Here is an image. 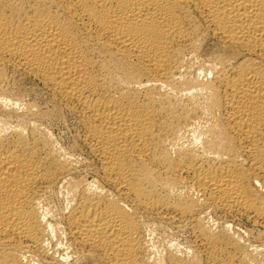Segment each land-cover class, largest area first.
I'll return each instance as SVG.
<instances>
[{
    "label": "bare ground",
    "instance_id": "bare-ground-1",
    "mask_svg": "<svg viewBox=\"0 0 264 264\" xmlns=\"http://www.w3.org/2000/svg\"><path fill=\"white\" fill-rule=\"evenodd\" d=\"M10 69L55 108L1 96ZM51 115L74 120L89 179ZM70 258L264 264V0H0V264Z\"/></svg>",
    "mask_w": 264,
    "mask_h": 264
},
{
    "label": "rangeland",
    "instance_id": "rangeland-1",
    "mask_svg": "<svg viewBox=\"0 0 264 264\" xmlns=\"http://www.w3.org/2000/svg\"><path fill=\"white\" fill-rule=\"evenodd\" d=\"M213 41H214L213 39L212 40H208V41H206L207 43H205L204 46H202V48L200 49L201 51L198 54L199 57L197 56L198 59L195 57L194 58L195 60H193V63L195 64V65L193 64L194 68L200 66L201 64L204 65V64H207L208 62L210 63V60H211L210 57L212 56V53L216 52L215 50H218V47H217L216 43L215 42L213 43ZM210 47H212V48H210ZM214 47H217V48H214ZM205 48L206 49L208 48L207 49L208 51ZM204 50L207 51V52H205ZM204 53H205V55H203ZM207 55H208V57H207ZM200 58H203L204 60H202V59L200 60ZM204 66H206V65H204ZM204 66H202V67H204ZM200 67L197 68V69L201 70V72L200 71H198V72H200V74L204 75V76H201L198 72H195V73H198L201 78L202 77L203 78H207V76H210V75H206V74H209V72H205L203 70V68L202 67L200 68ZM197 69H196V71H197ZM6 76L8 77L7 78L8 81H6V85L7 86L4 87L5 90L3 91V93H5V94H2L1 96L4 95L11 102H13V103L15 102V104H17V106H19V107L22 106L23 103L24 104H30V105L32 104V105H34L33 107L35 109H38L40 111L42 110L43 112L46 111L47 113H50L51 110L55 108V105H53V104H55V102H53L52 96H50L51 94L46 89H44V87L37 80H35L33 77H31L29 75H26V74L24 75L23 73L20 74V72L18 73V71L16 72V71H13L11 69H10V71L8 70L6 72ZM48 110H50V111H48ZM46 117H45V119L43 118V119L38 120L40 125L42 124V128H45V130H49L50 131V133H51V135H52V137L54 139V142H55L57 147L59 146V148H61L63 150V152L65 151V153H67V154L69 153L68 155H70V156H71V154H73L72 156L74 158L73 157H71V158L75 159L74 161L76 162V164L79 162L77 164V165H79L78 166L79 167V171L77 173V177L81 176L80 178H88L89 179L91 177V175H92V173L90 172L91 171L90 169L92 168V166L94 164V160H92L93 157L88 153V151L85 148V146L81 143L80 137H79V134H78L79 130H77L78 128H77L74 120L72 118L70 119V117H67V118L66 117L65 118L64 117H58L57 118V116L52 117V115L51 116H46ZM48 117L49 118L51 117V120ZM76 131H77V133H76ZM76 137L77 138L79 137V141H78V139ZM77 151H78V153H77ZM86 156L89 157V158H87ZM76 159L79 160V161L77 162ZM83 160H84L85 164L83 162H80V161H83ZM87 163H88V166H87ZM83 165H85V166L84 167H80V166H83ZM85 167H86V169H83ZM80 169L83 170V172ZM79 173L81 175H78ZM82 173L83 174L85 173V177L83 176ZM87 174H89V175H87ZM57 201H58V199L55 200V198L52 200L51 205L55 204L54 206L52 205L53 208H55L58 205ZM220 218H219V220H220L219 222L224 223V224L229 225V226L231 225L230 228L231 227H232L231 229L234 228L233 230H235V231H238L240 229L238 232H240V233L242 232V234L244 233L245 235L244 234L243 235L246 236V233H247L246 228L248 229L249 225H248V222L243 217H238V218H231V217H223L222 218V217H220ZM224 219L226 221H224ZM236 229H238V230H236ZM166 230H168V228L161 229V230H159L158 233L157 232H156V234L154 233V235L158 239H171L173 242L174 241L177 242L179 240L182 241L184 239L185 235L183 233L179 232V233L175 234L172 231L170 233V231H166ZM60 244L61 245H59L58 247L56 245L55 248L58 251L62 249L61 251H59L61 253V252H64V250H65L64 246L65 245L63 246L62 243H60ZM60 246H61V249L59 248ZM69 260H70L71 264H83V263L88 264L89 263V262L84 261V260H82L80 262L78 261L79 262L78 263L75 260H73V258H70ZM73 261H75V262H73Z\"/></svg>",
    "mask_w": 264,
    "mask_h": 264
}]
</instances>
